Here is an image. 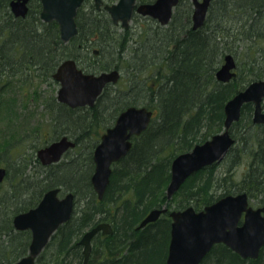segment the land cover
Wrapping results in <instances>:
<instances>
[{"label": "trees", "instance_id": "16d2710c", "mask_svg": "<svg viewBox=\"0 0 264 264\" xmlns=\"http://www.w3.org/2000/svg\"><path fill=\"white\" fill-rule=\"evenodd\" d=\"M9 1L0 0V98L6 96L7 89L13 85V78L8 77L23 76L25 83L37 79L53 82L58 65L70 57L80 61V45L87 39L91 40L93 35L100 37L103 49L114 43L120 61L123 54H129L132 49L138 62L130 59L127 62L134 67V72L153 68L157 81L155 79L152 83L149 76L142 80L145 95L141 99L144 104H139L135 98L129 99L127 93L121 90L115 93L117 96H112L111 86L105 88L93 107L72 108L50 95L51 99L46 104L51 115L49 127L53 133L48 139L72 136L77 144L75 153L69 151L64 161L62 159L48 167L41 166L35 154L26 156L24 151L20 152L17 162L22 169L12 175L8 170L6 176L12 177L15 191L12 188L9 200L6 202L8 198L3 197L0 202L7 205V209L4 207L6 210L0 208V264H13L29 252L31 231L17 230L13 224L14 216L36 206L47 190L57 186L75 194L74 213L52 236L35 264H82L84 255L78 240L102 219L110 220L114 230L108 235L95 236L99 241L96 244L102 243L104 251L96 262V252L93 250L89 264H166L171 237L168 214H163L142 229H133L151 210L163 204L169 207L170 201L178 200V195H182L183 199L177 202L175 209L192 205L200 210L225 195L240 192H247L251 201L255 199L258 204L263 203L264 123L253 122L252 102L243 106L240 120L232 126L236 142L221 161L225 165L223 175L214 176L213 171L218 166L214 164L190 176L171 199L167 198L165 189L170 181L173 158L221 131L226 102L254 80L264 78V0H213L205 24L197 29L192 28L191 3L187 10L181 12L180 6L184 0H180L169 24L161 25L154 20L152 30L142 31L144 37L141 42L130 28L119 31L109 17L105 20L101 17L89 18L82 11L78 16L79 33L68 43L62 40L57 21H42L40 0H32L27 16L33 21L32 29L31 23H26L27 18L14 19ZM144 40L147 42L145 45ZM130 41L132 45H129ZM157 43L163 46L166 56L159 59V67L155 66L153 60L142 62L146 45L155 46ZM228 54L236 60L234 77L228 82H211ZM94 63L92 68L88 67L91 72L121 67L119 63L112 64L107 59ZM195 73L199 77L195 78ZM194 88L197 99H194L191 108L181 114L180 110L185 106V101L191 98ZM104 97H120L118 101H112L113 114H116L113 122L118 112L127 105L146 106L154 110L155 116L148 129L134 137L130 153L115 164L111 183L103 199H99L91 176L94 171L93 151L100 133L93 135V132L100 124L98 117L104 109L99 104ZM7 98L6 107L10 113L17 115L15 104L12 105L15 99L10 95ZM125 98L128 100L125 101ZM109 122L104 124L101 121V124L107 126ZM11 135L14 136L13 133ZM21 138L13 137V141L5 138L0 144L3 154L11 147L13 151L15 143ZM38 144L34 145L35 151L40 147ZM83 146L87 147L85 152ZM81 148L82 154H86L87 163L84 169H75V173H71L82 156ZM163 151L167 152L166 155L161 154ZM242 158L250 159L251 163L242 179H236L230 172ZM33 165L37 168L33 172L35 178H29L23 195L22 191H17L19 187L14 180L26 182L28 167ZM207 171H210L208 175ZM80 192L81 195L78 194ZM103 237L107 238L104 240ZM220 250L227 254L219 255ZM212 253L215 264H241L245 261L264 264V248L257 259L249 260L223 244L215 246L210 255Z\"/></svg>", "mask_w": 264, "mask_h": 264}, {"label": "water", "instance_id": "95a60500", "mask_svg": "<svg viewBox=\"0 0 264 264\" xmlns=\"http://www.w3.org/2000/svg\"><path fill=\"white\" fill-rule=\"evenodd\" d=\"M97 7L103 0H95ZM180 0H155L141 4L137 11L151 16L161 25L170 22L174 7ZM42 19L56 20L60 35L68 42L78 33L76 16L83 0H41ZM28 0H12V11L17 16H26ZM192 28L197 29L206 22L212 0H192ZM135 0H118L106 4L115 23L121 22L128 27L132 17ZM236 61L231 54L218 69L217 77L221 82L230 81L235 75ZM60 84L57 99L70 107L93 106L104 88L120 79L119 69L102 71L98 74L85 72L73 58L63 60L53 74ZM254 103L253 122L264 123V79L251 82L245 89L236 93L224 107L223 130L192 150L178 154L171 163V178L167 187L170 199L194 173L206 166L220 162L235 142L231 134L234 122L240 120L242 108L246 103ZM154 111L146 106L131 105L117 117L113 126L102 135L94 150L95 170L92 184L99 199H103L111 181L112 164L126 156L133 145L132 137L142 134L150 125ZM76 146V142L64 135L48 146L38 150V157L44 164L60 161L64 154ZM6 168L0 167V184L6 176ZM56 187L48 190L40 202L14 216L17 230H30L32 240L29 253L13 264H35L36 258L48 245L51 237L74 213L75 195L72 192L60 197ZM169 208H155L142 219L137 229L156 221ZM172 217L171 238L167 264H200L216 243H225L243 258L257 259L264 248V204L254 207L250 204L247 192L228 194L206 205L202 210L188 206L182 210L170 211ZM103 229L104 234L113 232L108 222L98 223L88 229L80 239L83 245V264H89L92 238Z\"/></svg>", "mask_w": 264, "mask_h": 264}, {"label": "rangeland", "instance_id": "374dc122", "mask_svg": "<svg viewBox=\"0 0 264 264\" xmlns=\"http://www.w3.org/2000/svg\"><path fill=\"white\" fill-rule=\"evenodd\" d=\"M115 2H116V0H115ZM88 3H90V0H88ZM179 3H180V1H179ZM190 3L193 7L191 0H190V2L188 0H184L182 5L180 6L181 7L180 11L183 12L184 10H187L188 9L187 6ZM210 7H211V5H210ZM210 7L208 9V14L210 12ZM87 8H88V5L86 4L84 6V9H87ZM175 9H176V7L174 8V12H176ZM208 14H207L206 20L208 18ZM237 17L240 18L239 16H237ZM236 19L237 18H235L234 22L236 21ZM153 22H154V20L151 18L149 19V18H146L145 16H142V15H136L131 20L128 28L133 30L132 32H135V35L137 36V39L139 40L138 42H141V38L144 37V34L142 33V31L145 29L152 30ZM117 26H118L119 31L126 29L121 25V23L118 24ZM99 38H97V36L93 35L91 37V40L87 39L86 42L85 41L82 42V49L81 50L79 49L80 51L78 53V55L81 54L80 64H81L82 68L90 71V69H88V67L92 68L93 67L92 65L96 64V63H94L96 60L102 62V60L107 59V60H110L112 62V64L119 63L121 65L120 69L118 68L120 71V79L117 82L109 85V86H111L110 87L111 88L110 94L112 96L113 95L117 96V94H115V93L118 90H121V92H123V93L125 92V94L127 93L126 96L129 99L135 98V99L139 100V104H144L143 100L141 99L145 95V89H144V86L142 85V80H145L146 76H149V80L152 83L154 82L155 79L157 81L156 74L154 72H152L153 68L143 70L141 72H134V69H133L134 67L131 64L129 65V63L127 62L128 59L132 60L134 63L138 62V57H134L135 53L132 52V49H131L129 54L128 53L123 54V56L121 57L122 60L120 61V54L118 53V48L114 45V43L108 44L109 46L104 44L106 46L103 49L100 45V42H99L100 39ZM89 43L91 45H93L90 48L88 47ZM236 43H238V42H236ZM84 44H87V45L85 47H83ZM145 44H147V42H145V40H144L143 45H145ZM129 45H132L131 41L129 42ZM156 47L158 49L163 48V46L160 47L159 43L155 44V46L154 45L153 46H151V45L147 46L146 45V47L144 48V50H145L144 59L145 60L143 59L142 62H146L147 60H149V61L153 60V55H154L153 53L156 50ZM235 47H237V46H235ZM70 58L75 59L74 57H70ZM90 63H94V64H90ZM100 71L101 70H98V72H100ZM16 76L8 77V78H13V80L10 79V80H12L13 85H12V87H9L7 89L6 96H2L0 98V144L3 142V140L5 138H8V137L11 138V141H13V137H16V138L18 136L22 137L20 140H18V142L15 143L13 151H12V147H11V150L9 149V151H7L5 154H3V151L0 148V166H4L9 171H11V175L14 172L22 169V166H20V164L17 162V158H19L18 156H19L20 152L24 151L26 156L27 155L29 156V154H32V155L35 154L36 155L37 148L35 151L34 145L39 143L41 146V144H44L45 141L47 140L45 137H47V138L51 137V134L53 133L51 131V127H49L50 123H51L50 122L51 115L49 113V110H48L46 103L49 102V100L51 99L50 95L56 96V99H57V93H58V89L60 87L59 83L56 80H54L53 82H46V81L42 82L40 79H37L32 83L31 82L25 83L23 76H22V78L16 77ZM1 94H3V93H1ZM8 95H10L11 98L15 99L13 101L12 105L15 104L14 109L16 110L17 115H14V113H10V111L6 107V103H7L8 98H9V97L7 98ZM119 98H116V99L111 98L110 99V98L104 97L101 100L99 106L102 107L104 109V111H102L100 114V117H98L100 124L95 129V132H93V135H95L96 132H99L100 135H102L105 132L106 127L108 125H113L115 123L117 118L113 122V117L116 114L115 115L113 114L114 104L112 103V101H115V100L118 101ZM128 98H125V101L128 100ZM122 101H124V100H122ZM127 106H129V105H127ZM127 106L125 107V109L127 108ZM123 110L124 109L120 110L118 112V115ZM6 113H7V115H6ZM101 121L104 124L108 123L109 121L110 122L107 126H104V124H101ZM11 133H13L14 136H12ZM84 143L86 145L87 142L85 141ZM86 148L87 147L83 146L84 152L86 151ZM75 149H76L75 147H73V149H70L71 154L75 153ZM11 151H12V153H11ZM81 151H82V148L80 149V153L82 154ZM166 153H167L166 151H163L161 154L166 155ZM85 157H86V154H82V156L79 158L78 164L75 167H73V170L71 171V173H75V171H74L75 169H80V168L84 169V167L87 163L86 162L87 157L86 158ZM63 161H64V159H63ZM250 163H251L250 159L242 158L239 161V163H237L236 165L233 166L232 171L230 173L233 175L234 178L242 179V177L247 172V169H248V166ZM217 165L218 166L216 167L215 171H213V173H214L215 177H217V176L220 177L225 172V165H224V163L223 164L218 163ZM28 168H29V170L27 172L26 182H22L21 180H19V181L14 180V184L19 187L17 189V191L18 192L22 191L21 193L23 195L26 193V190H25L26 186L29 185V178L31 180H33V178H35V173H33V172L35 170H37L35 165L29 166ZM38 168H39V166H38ZM54 169H55V167H54ZM209 172L210 171H207V175ZM170 173H171V165H170ZM205 175L206 174H204V176ZM12 181H13L12 177H9V178L4 179L3 182L0 184V202H1V199L3 197H5V199L8 198L6 200V202L9 200V196L12 193L11 192L12 188H13V192L15 191ZM167 187H168V185L166 186V189H165L166 194H167ZM78 194L81 195V192ZM79 195H77V197ZM174 196H175V194H174ZM182 199H183V196L178 195V200H176L174 202H173V200L170 201L169 207L172 209H175L177 206V202L181 201ZM12 200H14V198H12ZM251 202L254 206L259 205L258 201L255 199H252ZM166 204H167V202H166ZM164 206H166V205L163 204L162 207H164ZM4 207L7 209V205L0 203V208L2 210H6V209H4ZM48 251H49V255H50L51 249ZM46 256H48V255L46 254ZM203 261H204V264H215L216 263L215 262V255L212 253L209 257H207L206 259H203L201 261V263H203Z\"/></svg>", "mask_w": 264, "mask_h": 264}, {"label": "flooded vegetation", "instance_id": "af4514ba", "mask_svg": "<svg viewBox=\"0 0 264 264\" xmlns=\"http://www.w3.org/2000/svg\"><path fill=\"white\" fill-rule=\"evenodd\" d=\"M11 1L12 0H10L9 1V6H10V11H11V13L13 14V16H14V19L16 20V19H18V18H22V19H25V18H27V16L29 15V13H30V8H31V3H32V0H28V13L26 14V16H17L13 11H12V7H11ZM118 0H116V2H117ZM155 0H135V5H134V9H133V14H132V17H131V19L129 20V24H130V22H131V20L136 16V15H142L141 13H139L138 11H137V9H138V7L141 5V4H146V3H153ZM103 4H101L100 5V7H97V5H96V1L95 0H90V3H88V0H83V2H82V4H81V6L78 8V14H77V16H76V21H77V24H78V16H79V13L80 12H82V11H84V13H85V16H87V17H89V18H94V17H101L100 19H103V20H105L106 18H107V16L110 18V19H112L111 18V15H110V13L106 10V8H105V5L106 4H113V3H115V0L113 1V0H103ZM40 3H41V10H40V16H41V12H42V10H43V5H42V2H41V0H40ZM88 5L89 6V8H87V9H84V6L85 5ZM142 16H145L146 18H151V19H153V20H155V21H157L158 22V20L157 19H155V18H153V17H151V16H148V15H142ZM41 19H42V16H41ZM27 20V22L26 23H28V22H30L31 23V26H30V28L32 29L34 26H33V21L32 20H30V19H26ZM42 21H44V22H50V21H45V20H43L42 19ZM56 21V20H55ZM112 21L114 22V20L112 19ZM121 22H119V23H115L114 22V24L115 25H118V24H120ZM59 24V23H58ZM122 25V24H121ZM123 26V25H122ZM128 27H129V25H128ZM59 29H60V27H59ZM78 29H79V25H78ZM78 33H79V30H78ZM77 33V34H78ZM76 34V35H77ZM75 35V36H76ZM74 36V37H75ZM73 37V38H74ZM72 38V39H73ZM71 40V39H70ZM65 42V41H64ZM69 42V41H68ZM68 42H66V43H68ZM87 44H84L83 45V47H85ZM93 45H91L90 43H89V48L90 47H92ZM82 49V44L80 45V50ZM76 60V59H75ZM76 62H77V64H78V66L80 67V61H77L76 60ZM80 68H82V67H80ZM85 72H89V73H96V74H98V73H100V72H98V71H94V72H91V71H87V70H85L84 68H82ZM103 71H107V70H103ZM102 72V71H101ZM109 85H107L106 87H108ZM98 99H99V97H98ZM98 99H97V101H98ZM96 101V102H97ZM96 104V103H95ZM94 104V105H95ZM93 105V106H94ZM93 106H89V107H93ZM81 107H83V106H81ZM73 108V107H72ZM76 108H78V107H76ZM118 117V116H117ZM114 125V124H113ZM113 125H110V126H108L107 128H106V130H105V132L107 131V129L108 128H110L111 126H113ZM146 131V130H145ZM144 131V132H145ZM104 132V133H105ZM103 133V134H104ZM143 133V132H142ZM102 134V135H103ZM102 135H100V139H99V141H98V143L101 141V137H102ZM141 135V134H140ZM134 137H136V136H133L132 137V142L134 141ZM57 139H59V138H57ZM57 139H54V140H57ZM54 140H50L49 141V139L47 138V140H46V143H44V144H41V146L37 149V151H36V156H37V158H38V160H39V163H40V165L41 166H51V165H53V164H56V163H58V162H55V163H50V164H44L43 162H42V160L38 157V150L40 149V148H42V147H45V146H48L51 142H53ZM98 143H97V145H98ZM96 145V146H97ZM96 146H95V148H96ZM132 147H133V145H132ZM95 148H94V150H95ZM71 149H73V148H71ZM132 149V148H131ZM70 151V149L64 154V156L68 153ZM131 151V150H130ZM130 153V152H129ZM128 153V154H129ZM127 154V155H128ZM126 155V156H127ZM64 156H63V158H64ZM126 156H124V157H126ZM93 157H94V151H93ZM123 157V158H124ZM62 158V159H63ZM122 158V159H123ZM121 159V160H122ZM121 160H119V161H117V162H114L113 164H112V169L114 170V166H115V164H117V163H119ZM93 161H94V158H93ZM0 167H4V166H0ZM6 168V167H5ZM94 170H95V162H94ZM6 171L8 172V169L6 168ZM7 172H6V176H7ZM93 173H94V171H93ZM93 175V174H92ZM112 175H113V171H112ZM112 175H111V177H112ZM6 176H5V179H6ZM91 179H92V176H91ZM91 183H92V180H91ZM111 183V182H110ZM92 186H93V184H92ZM109 186V185H108ZM58 188H60V191L58 192V195L60 196V197H63V196H65L68 192H71V191H66V190H64L63 189V187L62 186H57ZM54 188H56V187H54ZM108 188V187H107ZM51 189H53V188H51ZM93 189H94V187H93ZM50 190V189H49ZM48 191V190H47ZM46 191V192H47ZM45 192V193H46ZM44 193V194H45ZM43 194V195H44ZM43 197V196H42ZM42 197H41V199H42ZM40 199V200H41ZM40 202V201H39ZM38 202V203H39ZM167 206V205H166ZM260 205H255V207H259ZM262 206V205H261ZM168 207V206H167ZM169 209L170 210H173L172 208H170L169 207ZM169 209L166 211V212H163L161 215H160V217L163 215V214H168V216H169V218L171 219V224H172V217L170 216V211H169ZM29 210V209H28ZM176 210H178V209H176ZM24 212V211H23ZM18 214V213H17ZM159 217V218H160ZM102 222H108V223H110L112 226H113V224H112V222L110 221V220H106V219H102V220H99L95 225H93L92 227H94V226H96L98 223H102ZM14 224V223H13ZM91 227V228H92ZM90 229V228H89ZM88 230V229H87ZM138 230V229H137ZM30 231V230H29ZM98 234H102V235H108V234H104L103 233V229L102 230H100L99 232H97L95 235H94V237L92 238V250H91V255H92V252H93V250H94V252H96V257H97V260H96V262H98L99 261V258H100V256H101V253L104 251L103 250V248H102V243H100L99 245L98 244H96V242H99L98 240H96V235H98ZM171 234V233H170ZM82 238V237H81ZM80 238V239H81ZM107 237H103V239L105 240ZM171 238V237H170ZM32 239V238H31ZM80 239L78 240V245H80L81 246V248H82V253H83V245L82 244H80L79 243V241H80ZM50 242V241H49ZM130 242H131V240H130ZM133 242V241H132ZM30 243H31V241H30ZM169 244H170V240H169ZM219 244H223V245H225V246H227L225 243H216L213 247H212V249H211V251L206 255V257L204 258V259H206L209 255H210V253L213 251V249H214V247L215 246H217V245H219ZM30 246V245H29ZM227 247H229V246H227ZM230 248V247H229ZM231 249V248H230ZM168 250H169V245H168ZM105 254V253H104ZM91 255H90V257H91ZM90 261V260H89Z\"/></svg>", "mask_w": 264, "mask_h": 264}, {"label": "bare ground", "instance_id": "6f19581e", "mask_svg": "<svg viewBox=\"0 0 264 264\" xmlns=\"http://www.w3.org/2000/svg\"><path fill=\"white\" fill-rule=\"evenodd\" d=\"M160 52V53H159ZM159 53V54H158ZM154 55H153V63L155 64V66H157V67H159V59L161 58V57H163V58H166V56H165V53H164V51L162 50V49H156L155 51H154V53H153ZM203 58H205V57H203ZM157 70H159L158 68H157ZM217 72H218V69H217V71L215 72V77L213 76V79H212V81L211 82H213V81H218V82H221V80H219L218 79V77H217ZM196 77H199V74H196L195 73V78ZM196 88H194V90H193V94H192V96H191V98H189V100H187V101H185V106H183V108L180 110V113L182 114V112H186V110L187 109H189V108H191L193 105H194V99L196 100L197 98L195 97V94L197 93L196 92V90H195ZM195 97V98H194ZM232 98V97H231ZM230 98V99H231ZM227 103V102H226ZM225 107V106H224ZM225 113V112H224ZM240 132L241 131H239V134H240ZM231 134H232V129H231ZM37 154V153H36ZM262 204H264V201H263V203ZM106 220H108V219H106ZM125 226H127V224H125ZM121 227H122V225H121ZM91 229V228H90ZM133 229H135V230H137V225H135L134 227H133ZM135 238H136V235H134V237H133V241H135ZM219 255H226L227 254V252L226 251H219V253H218ZM82 264H83V261H82ZM167 264V263H166ZM241 264H251V262H249V261H245V262H241Z\"/></svg>", "mask_w": 264, "mask_h": 264}]
</instances>
